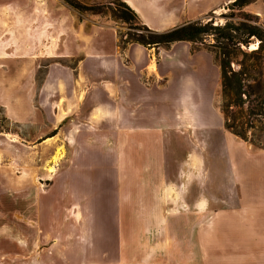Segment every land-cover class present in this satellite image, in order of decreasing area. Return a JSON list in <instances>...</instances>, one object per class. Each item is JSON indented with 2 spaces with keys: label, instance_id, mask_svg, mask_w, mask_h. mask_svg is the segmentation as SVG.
Here are the masks:
<instances>
[{
  "label": "rangeland",
  "instance_id": "1",
  "mask_svg": "<svg viewBox=\"0 0 264 264\" xmlns=\"http://www.w3.org/2000/svg\"><path fill=\"white\" fill-rule=\"evenodd\" d=\"M70 1L82 7L67 0H0V264H165V258L156 260L160 250H152L161 233L151 223L162 219L165 201L141 199L140 182L106 176L109 160H128L129 165L136 158L150 160V144L136 151L134 129L122 128L126 135H121L118 122L99 121L98 114L87 126V113L105 98L103 70L127 58L158 91L167 85L173 92L176 114H143L145 126L167 125L180 145L178 132L196 131L199 118L205 122L201 132H230L220 109L218 52L208 46L214 36L148 51L124 43L128 24L112 11L119 0ZM126 1L137 9L129 5L138 14L136 25L156 30L196 20L237 22L246 14L264 29V0H251L242 9L230 7L234 0ZM259 43L254 37L242 48L251 52ZM129 44L128 54H119ZM247 62L250 97L244 95L243 106H232L227 118L244 123L251 144L252 132L264 128V99L256 95L257 90L264 94V64L259 67L257 56ZM77 66L83 73L79 81ZM231 66L240 68L236 62ZM187 93H199L206 103V114H192L197 121L177 114L185 108L179 97ZM86 96L93 99L84 102ZM143 132L148 143L156 142L155 135ZM186 154L166 150L165 159L174 162ZM88 163L96 165L94 176H87ZM119 170L113 165L111 176ZM151 207L153 213L141 214ZM69 209L75 213L68 214Z\"/></svg>",
  "mask_w": 264,
  "mask_h": 264
},
{
  "label": "crops",
  "instance_id": "2",
  "mask_svg": "<svg viewBox=\"0 0 264 264\" xmlns=\"http://www.w3.org/2000/svg\"><path fill=\"white\" fill-rule=\"evenodd\" d=\"M126 3L135 7L130 1ZM134 10L137 11L136 7ZM130 45L119 54L127 55ZM125 60L126 63L118 62L114 68L103 70L105 80L101 85L105 98L91 106L86 125L92 124L98 114L99 121L118 122L121 135H126L122 128L134 129L136 151L142 152L150 144V160L136 158L131 165L128 160L123 164L118 160L111 164L109 160L106 176L109 181L116 176L113 181L140 182L137 192L140 191L141 199L165 201L162 219L156 224L151 222L152 229L161 233L152 244V250H160L156 260L162 262L165 258V264H264V149L255 150L248 141L228 131L221 134L218 128L201 132L205 122H200V118L199 125L193 128L196 131L178 132L181 145L170 138L172 132L167 125L145 126L143 114H176L173 92L167 90V85L162 92L158 91L153 79L146 81L145 74L139 76L131 67L132 62ZM75 69L77 81L83 79L80 67ZM150 69L156 71L155 64ZM195 95H180L179 103L185 108L177 114H190L183 119L197 121L192 114H206L205 101L199 93ZM84 99L88 102L93 98ZM143 131L155 135L156 142L148 143ZM166 150L187 154L173 162L165 159ZM113 165L120 170L111 176ZM86 167L87 176H94L96 165L88 163ZM145 183L152 184L150 190L143 188ZM153 208L140 212L153 213ZM68 211L75 213L73 209ZM140 261H144V256Z\"/></svg>",
  "mask_w": 264,
  "mask_h": 264
},
{
  "label": "trees",
  "instance_id": "3",
  "mask_svg": "<svg viewBox=\"0 0 264 264\" xmlns=\"http://www.w3.org/2000/svg\"><path fill=\"white\" fill-rule=\"evenodd\" d=\"M250 1L234 0L230 7L237 6L242 9ZM67 3L76 9L82 7L78 2L67 0ZM116 5L118 7L112 8L114 15L128 24L124 43H136L146 48H159L176 42L203 43V40L210 34L214 36L215 42L208 46L217 49L218 52L222 90L220 109L224 114V126L235 136L247 141V128H244V123H240L239 126V124L230 122L227 115L230 114L231 117L230 108L232 106H243L244 95L247 98L250 97V93L245 89V86L251 87L247 84L251 73L247 59L257 56L259 67L264 64V29L246 14V20L237 22L226 21L224 24L215 25L212 21L204 23L196 20L184 22L166 30H156L145 24L136 25L133 20L138 19L137 11L135 12L126 1L119 0ZM254 37L260 40L258 47L251 52L245 51L242 45L247 46L250 39ZM232 62L238 63L240 68L234 70L231 66ZM256 93H258L257 97L264 99L263 90H257ZM248 127L254 128L251 125ZM250 142L256 148L264 149V128L255 129Z\"/></svg>",
  "mask_w": 264,
  "mask_h": 264
},
{
  "label": "bare ground",
  "instance_id": "4",
  "mask_svg": "<svg viewBox=\"0 0 264 264\" xmlns=\"http://www.w3.org/2000/svg\"><path fill=\"white\" fill-rule=\"evenodd\" d=\"M135 8V7H134ZM152 69H153V66H152ZM50 170L52 171V167H50Z\"/></svg>",
  "mask_w": 264,
  "mask_h": 264
}]
</instances>
